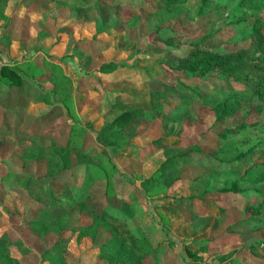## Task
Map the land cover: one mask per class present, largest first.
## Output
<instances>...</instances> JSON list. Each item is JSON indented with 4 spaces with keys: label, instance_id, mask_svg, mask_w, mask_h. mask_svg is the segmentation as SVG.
Instances as JSON below:
<instances>
[{
    "label": "rangeland",
    "instance_id": "374dc122",
    "mask_svg": "<svg viewBox=\"0 0 264 264\" xmlns=\"http://www.w3.org/2000/svg\"><path fill=\"white\" fill-rule=\"evenodd\" d=\"M124 2L125 0H85L81 5L74 0H0V27L11 18L17 22L16 28L21 29L23 20L30 14L35 18L38 27L45 28L50 33V36H39L38 40L33 42L34 45L30 44L33 48L29 47L27 51H22L19 42L14 41L9 49V57L6 58L13 66L22 69L31 77L37 78L53 73L59 80L64 79L68 95L65 98L67 108L65 105L63 108L67 109L64 111L68 123L65 126L64 122L47 126L45 131L51 137L56 135L58 130H65L64 142L74 148L85 141V152L96 161V164L92 165L93 169L87 170V175L84 166L71 172L68 182L73 187L74 194H77L82 186L85 190L93 185L95 186L93 191L98 187L102 190L105 187L102 180H109L108 193L123 200V209L128 211L129 216L131 215L128 218L130 228L139 235L146 251L154 254L156 264L168 262L165 259L168 252L166 243H162L165 234L153 221L154 215L179 240L178 248L190 264L195 261L199 264L209 263L213 257L230 254L239 260H233L234 262L231 261L229 264H264V259L257 260L244 249L254 244L258 252L264 255V229L247 239L236 236V241L226 246L220 247L221 240L208 243L213 222L222 214L224 218L221 227L226 232H229L228 227L235 223L237 226L234 229L238 235L254 228L255 225L243 222V208L246 204L259 202L260 199L257 197L216 194L206 196V199H212V203L203 206L191 196L203 193L204 185L201 183L192 185L185 181L175 183L168 190L161 189L147 195L146 198L150 199L148 208L143 195L138 194L135 186L120 176L112 166L114 163L122 172L137 180L142 176L148 177L165 159L164 149L155 148L154 140L162 137L167 146L175 147L177 144L175 137L200 136L213 124L212 112L198 118L196 113L188 117L185 110L179 109L178 97L185 93L175 86L178 76L176 73L163 75L160 63L171 57L187 54V44L210 30H219L215 38H209L211 40L207 43L210 45L226 43L223 44L226 48L234 46V49L246 46L247 40L244 37L250 29L246 27V16L239 5V0H213L207 3H202V0H187L184 3L185 11L181 21L177 24L170 21L171 28L165 29H160L159 26L171 18L167 9H156V13L152 15L143 13L138 16V13L139 18L134 16L135 18L125 23L122 21L125 14H134L137 9ZM151 5L155 7V3ZM63 26H72L73 31L59 37L57 29ZM29 59L35 61L41 59L44 69L39 67H35L34 70L28 69L25 60ZM103 62H116L118 68L110 73H101L98 69ZM84 74L91 79L83 80L86 78L83 77ZM81 79L89 82L86 90L95 86L93 95L85 96L81 92L78 88V83L83 82ZM45 80L46 86H50L49 80L47 78ZM182 81L191 86L203 83L202 85L211 87L216 84L213 78L208 80L182 78ZM150 91H155L163 97L155 112L156 117L152 119L148 117L138 123L137 136L123 140L127 143L126 149L110 155L98 142L97 131L121 112V106L115 100L116 95L121 94L122 99L119 103L126 107L140 106L149 110L152 108ZM0 92L2 94L9 92V84L2 80ZM141 95H144L142 99L139 97ZM50 107L45 104L28 103L24 112V106L14 105V113L8 115L6 120L12 127L9 134L22 136L26 128L34 125L35 119L47 112ZM0 118L2 119V115ZM16 119L19 120L17 126ZM255 119L253 117L248 121ZM241 121V117L235 116L225 125L237 126ZM259 121L264 122V116L260 117ZM38 126L42 129L44 127L40 124ZM229 138L234 140L240 150H246L258 142L261 134L248 127ZM198 145L209 148L202 143ZM37 170L25 169L19 160L13 159L9 153L0 151V198L3 199V203L0 204V238L8 234V249L12 256L10 264H49L43 259V242L27 228V222L34 217L33 204H28L22 195L15 192L19 184L16 175L20 173L36 175ZM38 171L41 172L42 168ZM214 188L211 185L209 189ZM163 194H167L168 197L152 199ZM97 198L104 201L103 195H97ZM117 205L121 206L120 202ZM78 222L79 217L74 216L71 223ZM225 234L234 237L233 232ZM66 237L68 238L66 264H108L98 256V246L108 238L107 233L101 232L97 239L93 240L68 230ZM47 239L46 246H50L55 240L52 236H48ZM184 249L191 251L194 257L188 256ZM166 264L176 262L170 261Z\"/></svg>",
    "mask_w": 264,
    "mask_h": 264
},
{
    "label": "trees",
    "instance_id": "16d2710c",
    "mask_svg": "<svg viewBox=\"0 0 264 264\" xmlns=\"http://www.w3.org/2000/svg\"><path fill=\"white\" fill-rule=\"evenodd\" d=\"M74 1L81 5L85 2V0ZM186 1L134 0L131 2V0H125L124 3H129L130 7L137 9V12L131 15L126 13L122 21L127 23L135 18L134 16L139 18L138 13V16L143 13L152 15L156 13V9L165 8L171 14V18L159 27L160 29L171 28L170 21L176 24L181 21ZM208 1L213 0H202V3ZM151 3H155L154 8ZM239 5L246 16V27L250 29L244 37L247 40L246 46L234 49V46L226 48L223 45L226 43L220 42L210 45L207 43L211 40L209 38H215L219 31L210 30L199 39L187 44V54L171 57L160 63L163 75L176 73L178 76L175 86L185 93L178 97L179 109L185 110V115L188 117L196 113L198 118L212 112L213 124L200 134L201 137H175L177 140L175 147L167 146L162 137L154 140L155 148L164 149L165 159L148 177L142 176L139 180L131 178L112 163L114 170L135 186L138 194L143 195L148 208H150V199L146 198L147 195L161 189L168 190L175 183L185 181L192 185L197 183L204 185L203 193L191 196L193 200L200 201L203 206L212 203V199H206V196L216 194H243L246 197L254 196L260 199L256 204H246L243 208V222L255 227L247 233L240 234L241 236L234 229L237 226L236 223L227 229L234 233V237L225 234L229 232L221 227L223 214L213 222L208 243L221 240L220 247L235 242L236 236L247 239L264 229V122L259 121V118L264 116V0H239ZM8 20L9 22H3L0 27L2 62L0 80L9 84L8 93L0 92V115H2L0 151L12 155V158L19 160L27 170L42 168L41 172L36 171L38 172L36 175L17 174L19 184L15 192L22 195L28 204H33L34 217L27 222V228L44 243H42L43 259L49 264H66L65 253L68 242L66 232L69 230L93 240H96L101 232L107 233L108 238L98 246V256L100 260L108 264H156L154 254L146 251L139 235L130 228L128 218L131 215L129 216L128 211L123 209V200L108 193L109 180H102L105 182L102 190L98 187L93 191L94 185L87 190L82 186L79 192L74 194L73 187L68 182L71 172L75 168L84 166L87 175V170H92V165H95L96 161L85 152V141L74 148L64 142L65 130L60 129L51 137L45 131L47 126L58 125L60 122H64L65 126L68 123L64 111L67 109L63 108V105L67 108L65 98L68 95L64 79L59 80L53 73L37 78L31 77L22 69L13 66L6 58V52L14 41L19 42L20 49L27 50L39 36H50V33L45 28L38 27L35 18L30 14L23 20L21 29L16 28L15 19ZM72 31V26H63L57 29V34L60 37L61 34H69ZM32 46L30 48H33ZM25 63H28V69L34 70L35 67L44 69L41 59L36 61L29 59L25 60ZM117 68L116 62H103L98 70L101 73H110ZM84 73L88 74L85 71ZM85 74L83 77L86 78L83 80H90L91 78ZM46 78L50 86H46ZM182 78L187 80L213 78L216 84L211 87L204 86L203 83L191 86L185 84ZM88 83L87 81L78 83V88L85 96L93 95V88L96 89L93 86L86 90ZM150 95L152 108L149 110L140 106L126 107L119 103L122 99L121 94L116 95L115 100L120 104L121 112L97 131L98 142L110 155L126 149L127 143L123 140L137 136L138 123L145 118L156 117L155 112L163 97L155 91H150ZM139 97L142 99L144 95ZM28 103L45 104L51 107L38 116L34 125L27 127L22 136L18 134L11 136L9 133L12 127L6 123L7 116L14 113V105L24 106L23 110L26 112L25 105ZM235 116L241 117V123L237 126H226L225 123ZM253 117L256 119L249 122L248 120ZM18 123L19 120L16 119V126ZM39 124L44 125L43 129L38 126ZM248 127L260 132L261 138L246 150H240L229 136L238 134ZM201 143L209 148L198 145ZM211 185L213 188L216 186L214 190L209 189ZM97 195H103L104 201L99 200ZM166 197H168L167 194H163L152 199ZM118 202L121 206L117 205ZM2 203L3 199L0 198V204ZM74 216H78L80 222L72 224ZM153 221L165 234V239H162V243H166L168 252L165 259L168 262L174 261L176 264H190L178 248L179 240L157 220L155 215ZM48 236L55 239L50 246H46ZM160 237L162 238V235ZM7 239V233L0 238V264H10L12 261ZM249 246L244 248L249 255L257 260L264 259V255L258 252L254 244ZM184 250L188 256L194 257L191 251ZM233 260L237 261L239 258L233 257L232 254L219 255L204 264H229ZM191 263L199 264L196 261Z\"/></svg>",
    "mask_w": 264,
    "mask_h": 264
},
{
    "label": "crops",
    "instance_id": "0c3cea01",
    "mask_svg": "<svg viewBox=\"0 0 264 264\" xmlns=\"http://www.w3.org/2000/svg\"><path fill=\"white\" fill-rule=\"evenodd\" d=\"M17 42H18V41H17ZM13 43H14V42H13ZM13 43H12V44H13ZM18 45H19V47H20V44H18ZM11 46H13V45H11ZM9 49H10V48H9ZM31 50H32V49H30V51H31ZM22 51H24V50H22ZM26 51H27V50H26ZM6 53H7V57H9V56H8L9 51L6 52ZM32 59H33V58H32Z\"/></svg>",
    "mask_w": 264,
    "mask_h": 264
}]
</instances>
